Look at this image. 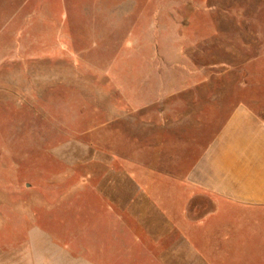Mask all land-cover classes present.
<instances>
[{
  "label": "rangeland",
  "instance_id": "1",
  "mask_svg": "<svg viewBox=\"0 0 264 264\" xmlns=\"http://www.w3.org/2000/svg\"><path fill=\"white\" fill-rule=\"evenodd\" d=\"M252 98L264 0H0V264H264V212L188 226L211 198L158 173L216 116L158 113Z\"/></svg>",
  "mask_w": 264,
  "mask_h": 264
},
{
  "label": "crops",
  "instance_id": "2",
  "mask_svg": "<svg viewBox=\"0 0 264 264\" xmlns=\"http://www.w3.org/2000/svg\"><path fill=\"white\" fill-rule=\"evenodd\" d=\"M241 86L239 90L244 91ZM213 101L205 105L191 104L183 115L173 114L171 125L165 112H175V105L157 114L159 130L173 129L191 120L199 127L203 119L200 112L204 108L216 116L222 114L220 120L216 116L206 118L204 132L208 138L188 162L176 160L177 166H182L180 170L158 171L183 192L182 209L200 195L211 198L210 210L195 220H190L192 215H185L182 210V221L188 226L205 227L226 209V212L251 216L264 212V101L252 98L250 103L239 100L231 105Z\"/></svg>",
  "mask_w": 264,
  "mask_h": 264
}]
</instances>
